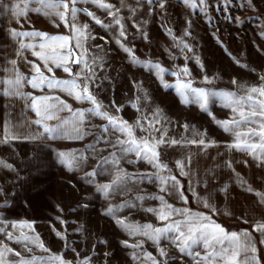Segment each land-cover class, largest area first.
Wrapping results in <instances>:
<instances>
[{"label": "rangeland", "instance_id": "obj_1", "mask_svg": "<svg viewBox=\"0 0 264 264\" xmlns=\"http://www.w3.org/2000/svg\"><path fill=\"white\" fill-rule=\"evenodd\" d=\"M104 2L113 5L111 11L116 13L127 38L119 35L120 25L116 24V20L107 11L92 3L81 2L82 9L93 12L105 26L111 25L101 27L85 15L89 31L95 37L86 41V48L90 54L102 57L94 68L95 82L89 85L90 91L108 111L130 123L139 119L144 124L145 118L152 119L159 110L157 118L166 129L167 137L198 140L201 138L197 135L199 133L203 134L206 141H214L215 144L206 149L195 145H165L159 149L161 160L180 181L188 200L187 204L180 200L175 191L159 192V182L155 177L151 180L148 178L156 171L150 164L138 161L132 154L118 152L107 146L102 139L97 143V138L101 135L100 126L106 122L95 117H89L85 129L88 134L78 143L12 141L0 144V161L11 165L10 169L0 167V220L9 224L13 221L33 222L34 232H29L28 229L24 231L30 236L38 234L50 251L42 252L30 244L26 246L5 240L3 233H0V241L21 253V257L6 254L12 261L32 256L48 260L50 256L59 255L64 261H70L72 264H79V261L86 257L91 258L90 264H147L143 255L146 252L158 260L165 259L166 264H194L192 259L180 256L166 241H161V247L166 248L168 257L161 258L151 240L141 235L130 237L117 224L116 218H123L126 222L137 225L163 226L153 213L145 211L147 208L157 209L160 206L159 201L148 197L163 195L174 207L182 210L186 208L193 214L208 216L226 232L241 233V230L248 229L249 223L235 218L238 208H220L221 202L217 197L222 189L219 155L223 150L229 153L235 151L226 147L232 137L217 123L231 119L234 113L223 106L218 94L231 91L243 95L244 91L238 85L264 83L260 79L264 76V0H227V3L225 0H206L203 11L199 4L196 8H190L181 0H164L163 8L157 0H152L151 4L147 0H139V3L137 0ZM237 17L240 18L239 21ZM168 30H171V35L167 34ZM186 30L190 35H184ZM180 41L187 43L192 51L183 48ZM97 45L99 47H96ZM121 45L130 49L141 62L158 63L168 70L163 75V80L172 87L165 88L161 84L155 74L156 70H146L140 65L130 63V58ZM196 58H199V64ZM186 63L190 75L181 76L182 80L191 81L193 88L217 93L210 96L208 111H201L199 105L193 102L186 105L181 103V97L175 87L177 77L172 73ZM205 76L211 80L210 83L204 82ZM233 79L238 82L237 85L232 83ZM188 99L192 100L191 94ZM1 101L2 96L0 125ZM132 104H136L139 111L132 108ZM116 106L121 107L119 112L116 111ZM88 107L90 104L85 102V109ZM208 112L212 115L209 116ZM184 125L188 126L187 130ZM144 126L147 127L146 124ZM145 134L139 128L136 129L137 136ZM155 135L158 136L159 133ZM110 139L114 141L115 136ZM62 152L78 153L88 159L76 170L69 172L58 162L57 154ZM113 152H116L122 169L130 176L137 175L135 183L127 184L126 191L117 190L106 198L104 193L97 191V186L111 181L115 171L113 165L109 163L103 168H97L99 175L94 180L86 177L85 173L92 171L101 157L111 159L110 153ZM245 154L244 159H239V164L251 183L254 161L252 156ZM188 156H191V164L186 168L189 175L181 176L175 162L183 160L187 164ZM261 183L264 186V181H260V185ZM242 195L246 199L247 195ZM138 196H144L145 199L139 201L136 199ZM205 201L211 208L204 206ZM85 204L88 206L84 207ZM109 206L118 208L114 216L102 214ZM60 220L65 223L61 225ZM54 228L62 232L65 239L57 238ZM9 230L10 227L5 229ZM16 235H19V232ZM124 241L128 244L142 241L143 247H125L122 243ZM26 247L32 248V251H27ZM200 250L203 251V248ZM134 254L137 256L135 260L132 258Z\"/></svg>", "mask_w": 264, "mask_h": 264}, {"label": "snow or ice", "instance_id": "obj_2", "mask_svg": "<svg viewBox=\"0 0 264 264\" xmlns=\"http://www.w3.org/2000/svg\"><path fill=\"white\" fill-rule=\"evenodd\" d=\"M21 2L23 3V8H21L20 3L12 6L15 16H26L29 11L43 14L48 18L54 16L56 19L53 20V24L57 27H59V24H63L66 29H69L71 34L49 35L38 30L9 31L10 38L19 42V49L15 54L19 56L22 55L24 50H31V55L35 57V60H25L26 63L31 64L33 70V74L29 77H25L19 72L15 59L8 61L12 67L4 71L10 72L12 75L8 78H0V96L5 99L18 98L29 101V103H26V107H29L37 117L32 123L37 125L42 131L22 137L17 135L15 131L16 125L5 121L3 125H0L2 127L0 144L24 139H39L41 137L79 140L88 134L85 131V124L88 122L89 117H95L106 122V124L100 126L101 135L97 138V143L102 139L107 146L116 149L118 152L132 154L138 161H145L150 164L156 171L148 178L151 180L152 177H155V180L159 182V192L175 191L180 200L187 204L188 200L184 195L180 181L177 176L170 173L168 166L161 160L159 149L165 145L169 147L195 145L206 149L213 146L215 142L206 141L203 138V134L199 133L197 135H200L201 138L198 140L185 137L177 140L167 137L166 129L163 128L161 120L157 118L159 110L153 115L152 119L145 118L144 124L147 127L139 119L134 123H130L119 116L113 115L90 91L89 85L95 82L94 68L102 60V57L90 54L85 47V42L88 39H95V37L91 35L87 24L81 25L77 22V14L78 12L84 13L101 27H111V25L105 26L103 21L97 18L93 12L88 9H80L77 5L81 2L92 3L107 11L116 20V24L120 25L119 35L126 39L123 25L116 18V13L111 11L113 5L104 2V0H21ZM147 2L151 4L152 0H147ZM157 2L161 8L164 7V0H157ZM181 2L190 8H196L199 4L201 11H203V5L206 0H198V3L197 0H181ZM225 2L227 3V0ZM137 3H139V0H137ZM30 4H38L39 7L31 9L29 8ZM118 11L119 9L116 10V12ZM237 20L239 21L240 18L237 17ZM56 21H59V23H56ZM167 34L171 35V30H168ZM144 35L147 38V34L145 33ZM184 35L188 36L190 32L186 30ZM26 39L30 42L25 43ZM262 39H264V34H262ZM180 43L183 44V48H187L189 52L192 51L187 43L183 41H180ZM96 47H99V45ZM121 47L129 56L130 63L140 65L146 70H156L155 74L160 79L161 84L165 88L172 87V85L164 83L163 80V75L168 70L158 63L154 64L151 61L141 62L130 49L123 45ZM36 61L40 63L38 64ZM196 62L200 63L199 58H196ZM236 62L239 63L238 61ZM41 64L43 69L48 73H52L51 76L44 74ZM71 65H76L77 69L74 71ZM201 68L203 70L202 65ZM54 69H62L71 78L60 79L55 77ZM172 75L177 77V85L175 87L177 94L181 97V103L186 105L189 102H193L199 105L201 111H208L209 98L211 95H217V93H208L203 89L193 88L191 81L182 80L181 76L187 77L190 75L187 63L176 72H173ZM260 79L264 81V76H261ZM204 82L210 83L211 80L205 76ZM232 83L234 85L238 84L235 79H233ZM25 85L41 92L46 88L48 93L35 96L32 93L22 92L21 88ZM238 87L244 91L243 95H237L236 92L231 91L218 94L223 101V106L234 113L231 119L218 121V126L232 137V141L226 145L229 150L235 149L237 152L247 153L254 159H259L261 163H264V83L249 86L238 85ZM54 90L63 92L77 102H88L90 107L84 110L74 109L60 96L51 95L50 93ZM189 94L192 95L191 101L188 99ZM131 107L139 111L136 104H132ZM120 110L121 107L116 106V111L119 112ZM63 111L71 113L72 119L67 120L59 116V113ZM208 115L211 116L212 113L208 112ZM51 120H57L59 123L55 126L46 123V121ZM157 125L161 126L157 127ZM183 127L185 130L188 128L187 125ZM137 128L146 134L137 136ZM155 133H159V135L157 136ZM113 135L115 136L114 141L110 139ZM110 157L111 159L109 157H101L96 167L92 171L85 173L86 177L94 180L99 175L97 168H103L109 163L113 165L115 171L112 173L111 181L97 186V191L104 193L106 198L116 193L117 190L120 192L126 191L127 184L130 182L135 183V176L137 175L133 174L130 176L119 166L116 152L110 153ZM57 159L62 166L71 172L80 167L88 157L78 153L62 152L57 154ZM175 163L181 176L189 175L186 168L191 164V156L187 157V164L183 160H177ZM227 163L231 167V161ZM0 167L10 169L11 165L0 161ZM141 178H143L142 174ZM224 190L226 188L221 189V191ZM246 191L255 194L258 197V202L264 203V195L254 192L250 187ZM148 198L159 201L160 206L157 209L147 208L145 211L153 213L163 226L157 227L152 224L137 225L126 222L123 218H116V222L130 237L141 235L145 239L151 240L157 247L161 258L168 257L166 248L161 247V241H166L169 246L174 247L178 251L180 256L192 259L194 264H260L259 259L255 255V243L251 239L249 232H226L220 224L214 223L208 216L193 214L186 208L182 210L174 207L165 200L163 195H154ZM136 199L143 201L145 197L138 196ZM83 206L87 207L88 205L85 204ZM204 206L211 208L207 201L204 202ZM117 210L118 208L109 206L102 214L114 216ZM59 222L61 225L65 223L63 220ZM0 225H2L0 226V233L4 234L5 240L13 241L17 244L23 243L26 246L30 244L42 252L50 251L44 246L38 234L30 236L28 232L24 231L28 229L29 232H34L33 222L13 221L9 224L0 220ZM9 227L11 230L5 231ZM53 231L57 238L65 239L62 232L57 231L55 228ZM17 232H19V235H16ZM252 232H259L264 235V222L257 221L253 225ZM260 242L264 243V240ZM122 243L125 247H143L142 241H137L134 244H128L127 241ZM201 248H203V251L200 250ZM26 250L31 252L32 248L26 247ZM6 254L21 257L19 251L8 247L7 244L0 241V264H72L70 261H64L63 257L59 255L50 256L48 260L32 256L31 258H21L12 261L7 258ZM143 255L147 264H166L165 259L158 260L146 252ZM132 258L135 260L137 256L134 254ZM90 261L91 258L86 257L79 261V264H90Z\"/></svg>", "mask_w": 264, "mask_h": 264}, {"label": "crops", "instance_id": "obj_3", "mask_svg": "<svg viewBox=\"0 0 264 264\" xmlns=\"http://www.w3.org/2000/svg\"><path fill=\"white\" fill-rule=\"evenodd\" d=\"M20 3L21 8H23V3L21 0H2V78H8L12 74L10 72H5V69H10L12 66L8 63L9 60L15 59L17 61V69L19 72L25 77H29L33 74V70L31 68V64L26 63L25 60L33 61L35 57L31 55V50H24L22 55L17 56L15 53L19 49V42L14 41L9 36L10 30L16 31H42L49 35H70L69 29H66L63 24H59V27L53 24V20L56 18L53 17H45L43 14H37L34 11H29L26 16H15L13 14L12 6ZM39 7L38 4H30L29 8L34 9ZM78 8L82 9L81 3L77 5ZM62 10V9H61ZM19 21V22H17ZM77 22L81 25L86 24L85 14L82 12H78L77 14ZM59 23V21H56ZM28 43L27 39L24 41ZM74 43V41H73ZM86 47V42H85ZM38 50V49H37ZM36 63H40L36 61ZM45 75L51 76L52 73H48L45 69H43V65H40ZM73 70L77 69L76 65H71ZM54 75L60 79H70L66 73L63 72L62 69H54ZM22 92L32 93L35 96H40L48 93V90L45 88L43 92L33 90L30 86L25 85L21 88ZM54 96H60L64 99L72 108L74 109H85V102L80 103L67 96L63 92L58 90H54L50 93ZM25 99H5L2 96V125L5 121H9L11 124L16 125L15 131L17 135L22 137H27L35 134L37 131H42V129L38 128L37 125L32 123L35 119H37L35 113L29 108L26 107ZM59 116L64 119L71 120V113L67 111H63L59 113ZM47 124L55 126L59 121L51 120L46 121ZM86 129V124H85ZM84 139L76 140V139H68V138H58V139H47L46 137H41L39 139L32 140H17L13 142H22V141H30V142H42V143H57V144H68V143H78ZM220 156V176H221V186L222 188H226V190L221 191L217 197H219V201L221 202L220 208L235 206L238 208V212L236 213L235 218L242 219L249 223L248 229L241 230L240 232H249L251 239L255 243L256 246V257L259 259L260 264H264V243H261V240H264V235H261L259 232H252L253 225L257 221L264 222V203L258 202V197L246 191L247 188H252L254 192L260 193L264 195V186L262 183L260 185V181H264V163H261L259 159H254L252 157L253 162V178L252 182H249V177L242 172L240 168L239 159H244L246 156L245 153L237 152L236 150L233 153L226 152L223 150ZM250 156V155H249ZM248 156V157H249ZM231 161V167L228 166V163ZM246 177V178H245ZM248 179V181H247ZM259 181V184L257 182ZM239 192V193H238ZM246 194L247 197L244 199L242 194ZM234 214V213H233ZM251 227V228H250ZM250 228V229H249Z\"/></svg>", "mask_w": 264, "mask_h": 264}]
</instances>
